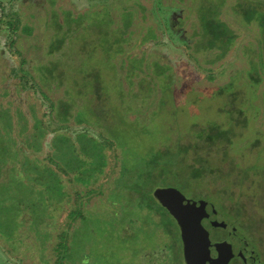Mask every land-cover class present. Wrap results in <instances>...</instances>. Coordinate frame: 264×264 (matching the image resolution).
I'll return each instance as SVG.
<instances>
[{
  "label": "rangeland",
  "instance_id": "obj_1",
  "mask_svg": "<svg viewBox=\"0 0 264 264\" xmlns=\"http://www.w3.org/2000/svg\"><path fill=\"white\" fill-rule=\"evenodd\" d=\"M140 2L145 12L139 11L138 0H0V112L9 114L12 149L20 162L23 155L38 164L47 157L63 170L65 156H82L92 138L101 144L108 138L111 147L122 150L102 144L106 164L104 174L95 181L84 184L74 173L62 175L68 204L48 201L53 210L44 206V198L28 193L22 196L26 209L12 212L10 197L15 187L0 184V192L6 187L1 194L4 201L0 200V264H59L55 254L59 241L72 242L79 252L86 247L82 246L84 236L90 244L88 252L92 251L88 264H119L117 259L128 250L144 256L145 262L139 264H163L160 257L171 264L180 243L174 236L170 240L162 235L158 226L148 227L147 235L155 232L150 240L143 235L129 240L121 234L126 223L140 215L120 210L113 218L118 210L112 208L110 193L120 171L126 180L120 181L123 191L114 197L115 203L139 210L138 200L143 198L125 189L131 185L142 192L174 189L191 202L199 200L206 208L209 204L217 212L216 219L235 225L264 264L263 153L243 148L258 134L264 149V24L246 23L238 9H263L264 0ZM130 19L132 34L124 43L129 32L122 38L120 29ZM216 24L228 26L229 37L220 31L222 37L227 36L221 38ZM108 27L114 28V34L106 41L102 32ZM124 67L128 68L120 72ZM132 69L134 75L145 78L142 93L137 94L136 79H123L124 72L131 77ZM118 74L124 91L117 86ZM228 82L240 91L232 105L226 97H214ZM66 104L72 107L70 111ZM235 108L244 113L238 114ZM250 111L259 115L255 123L244 122L252 118ZM174 112H179L180 123L185 122L181 126L190 128L188 134H181L171 120ZM194 116L198 121L191 124ZM206 118L236 134L235 148L223 141L209 149L195 137L205 133ZM36 121L39 129L34 127ZM239 122L243 124L237 126ZM143 124L147 133L142 132ZM166 138L193 148L169 169H163L162 159L172 161L164 154H175L178 145H165ZM156 153L163 158H154ZM194 154L205 158L199 178L191 176ZM19 160L18 174L12 173L9 162L2 180L12 174L27 183ZM98 163L103 161L94 162ZM194 167L200 169L199 164ZM241 168L252 171L247 179H239ZM151 170H155L152 176ZM84 205L89 206L83 209L89 215L86 226L78 217ZM152 218L153 223L159 222L157 216ZM137 241L142 244L136 248ZM179 258L175 264L183 260Z\"/></svg>",
  "mask_w": 264,
  "mask_h": 264
},
{
  "label": "trees",
  "instance_id": "obj_2",
  "mask_svg": "<svg viewBox=\"0 0 264 264\" xmlns=\"http://www.w3.org/2000/svg\"><path fill=\"white\" fill-rule=\"evenodd\" d=\"M263 5H264V2H263ZM138 8H139V11L145 12L144 11L145 8L142 5V2H140V0H138ZM238 9H239L240 14L243 17L242 19H244L246 23L250 24V23H252V21H260V24H264V6H263V9H261V8L257 9L254 6H246L245 8H243L242 6H238ZM262 26H264V25H262ZM130 27H132L131 19H130V22H125L124 25L121 26L120 31H121L122 38L124 37V35L127 32H129L127 34V37L124 40V43H126L129 40V38L131 37L130 34H132V33L130 32V29H131ZM216 27H217V31H219V32L224 31V32H226V34L230 33V31L228 30L229 27L226 26L225 24H216ZM102 33L105 35L106 41H107L114 34V28L108 27ZM221 34H222V32H220L221 38H225L224 36H226V35H224L222 37ZM227 36L229 37L228 34H227ZM64 46L66 48H69V44L68 45L64 44ZM124 52H125V48H124V51L122 54H124ZM134 59H136V58H132V60H134ZM140 59L141 58H139L137 60H140ZM137 64H138V68L140 70L141 65H142V60ZM130 66L131 65H129L128 67H130ZM128 67H124V68L120 69V72L122 71V73H123L124 69H126ZM133 68L136 71V67L133 66ZM134 69H132V71H131V77L127 72H124V78L123 79L125 80V82H127L128 80L135 81L134 79H136V91H137V94H139V93H142V89L145 86L144 85L145 78H141L138 74L134 75V71H133ZM120 76H121V74L120 75L118 74L117 78L119 79ZM129 78H131V79H129ZM128 83H130V82H128ZM117 86L122 91L125 90L124 86H122L120 84V79L117 81ZM237 89H238L237 86H233V82H228L226 85L218 88L214 97H219V98L226 97L228 100H230V102H229L230 105H232V101H235L240 96V91H238ZM65 108H67V110H69V111L72 109V107L68 106L67 104L65 105ZM75 109L80 111V109L78 107H76ZM235 109H237V108H235ZM250 112H251L252 118L251 117L246 118V121H244V122L255 123L258 120L259 115H254L255 113L253 111H250ZM205 113L208 115L209 114L211 115V113L207 110H205ZM213 113H216V112L213 111ZM237 113L241 115L244 112H241L237 109ZM173 116H174V118H171V120L173 122H175L176 124H178V128L180 129V133L183 135L188 134L190 132V128L186 125L181 126V124L183 125V123H185V122L180 123L179 112H174ZM198 118L199 117L194 116L192 121H191V124L198 121L197 120ZM209 119L210 118H206V122L203 123L204 127H206L205 133L203 132L202 136H201V134H198V136H195V137L199 138L201 140V142L203 140V144H206L205 147L207 146L209 149H210V146H213V144H217V143L219 144V143H222L223 141L228 142V144H232V140L236 136V134H234L232 132V130H228V128H225V127L223 128V125H217V124L210 122ZM0 123H1L0 126H2V128L0 129V172H1L0 184H2L3 188H4V184H6V185L12 184L15 187V189L12 190V195L10 197V199H13L12 204L9 206L10 211H12V212H16L14 210V208L19 209V211H20V209L21 210L26 209V205L22 201V196H27L26 194H28V193H32L33 195L44 198L42 201L44 203V206L47 207V209L51 208V210H53V207H51L49 204H47L48 201H52L53 205L55 204L54 202L58 203L59 201H63L65 204H68V201H64L65 198L67 199L68 191L66 190V186L64 185V179H61L62 175L64 177L68 173H74L76 175V178H77L76 180L83 182L84 184H87L92 179H94V181H95V180H97V178L100 174H104L103 173V167L106 164L104 146H106L107 148H109L111 150L118 148V146H117L118 144L116 141H115V143H116L117 148L111 147L110 139H108V138L107 139L104 138L105 140L102 139V142H103L102 144L104 146L100 142L96 143L95 139H93V138L89 139V141L87 142V146H84V149H83L85 154H83L82 156H77L75 158H69L68 155L65 156L64 160H66V162L63 163V166H64L63 170H61L58 167L56 162H54L52 159H49L47 157L44 158L45 163L38 164V162L35 161V159L33 162V159L29 155H23L24 158H23V160H21L22 162H20L17 152L12 149V143L14 144V139L11 138V134H10L11 120H10V117H9V114L7 111L0 112ZM39 123L40 122L36 121L34 124V127L39 129ZM242 124H243L242 122H239V123H237V126L242 125ZM244 125L246 128L247 125L246 124H244ZM148 131L149 130L146 128V124H143L142 125V132L147 133ZM194 135H196V134H194ZM110 137L112 139H114L111 135H110ZM253 137H254L253 139L248 140V142H246V144H244L243 148L244 149L245 148H251L257 153H258V151H259V153H260V151H262L263 155H262V158L260 160L263 161L264 160V149H262V147H261V140H260L261 135L258 138V134H255ZM164 142H165V145L174 146L176 144L178 146H177V150H176L175 154H171V155H169L167 153L164 154L166 157L168 155L169 157L172 158V161H169V163L164 162V160H165V157L163 158L164 155H160L157 153L154 154V158L155 157L156 158L158 157L161 159L163 158L162 163L166 165L165 167H163V169H165V168L169 169V167L171 165H174L173 164L174 162L179 161L180 156L191 153L190 150L193 149L192 147H189V146H188V148L181 147V144H180L181 142H179V140L177 142L173 143V142H169V140L166 138L164 140ZM232 146L234 147L233 144H232ZM14 147H15V145H14ZM28 148H30V147H28ZM243 148H241L240 150H243ZM118 149L120 152H122V150L120 148H118ZM122 149H125V148L123 147ZM235 150H237V149H235ZM34 151L35 150H32L30 152H34ZM228 157H229L228 153H225L224 159H227ZM97 159L102 160L103 164L98 163V165L97 164L95 165L94 162ZM183 159L185 160V158H183ZM204 159H202L197 154H194L192 156V160L194 162V164L191 165V167L193 168V173L191 175L192 178H199V176L202 172V169H203L202 163L204 162ZM16 160H19L20 168L23 169V173L26 177L25 180L27 181V183L20 180V178L18 176H15V175L13 176L12 174L4 177V179L2 180L3 169L5 168V166L9 162H12V169H13L12 173L18 174L19 167H18V164L16 163L17 162ZM197 164H199L201 170L200 169L198 170L194 167V165H197ZM236 167H238V166H236ZM240 170H243V173L239 178L241 180L247 179L251 175V172H252V171L245 170L242 168ZM62 171H65V172L61 173ZM10 172L11 171H9V173ZM154 172H155V170H151L150 175L152 176ZM240 172H242V171H240ZM142 174H143V170L141 172V175ZM117 180H119V181L116 182V184L111 189V193H110V200H111L112 206H113V207L112 206L111 207L118 210V211L112 213V214H114L113 218L116 216H119L120 210H123L125 213L131 212V213L136 214V212H137L140 215V218L137 219L136 221L127 222L126 223L127 224L126 229H122L121 234H124L125 236H127V239H129V240L136 239L137 235H143L142 236L143 239L145 238V239L150 240L152 235L155 234V232L147 235L150 232L148 227L151 224H153V225H156L159 227V231L162 233V235H164V234L168 235L169 236L168 238H170V240H171V237L174 236V237H176V242L179 241V243H180L178 228L176 226L175 221L172 218H170V216H169L170 214L168 213L167 209L164 208L159 203V201L154 197L153 191H149V192H142L140 190L136 191L135 185H131V186H129V188L125 187V189H128L134 193H137L136 195H138V192H139L143 198V200L141 198L138 200L139 210H135V209H133V207L131 209L130 208L127 209V208H124V206H122L118 203H115L113 201L114 197L120 195V193L123 191V185L120 183V181L123 182L126 180L125 175H121V171L119 173ZM141 181H143V180H141ZM143 182H144V184L146 183L145 181H143ZM20 183H21V185H20ZM80 184H82V183H80ZM5 190H6V187H5ZM5 190H2L0 192L1 202L4 201L1 198V194H3V192ZM6 201L7 200H5V202ZM2 208L3 207H0V211ZM83 209L86 210L87 206L84 205L83 208L80 209V214L78 215V217L81 219V223L83 224L82 226H86L89 215H87V216L84 215ZM88 209H89V206H88ZM144 210L146 212L144 214H142V211H144ZM102 213L105 214V211H103ZM152 215L153 216L155 215L159 218L160 226H159V222L153 223L154 219L152 218ZM115 219L121 220L120 218L119 219L115 218ZM144 219H148L149 222H142V220H144ZM164 220L165 221L168 220L167 222H170V224L173 227H171V226L168 227L169 224L167 222H164ZM150 221H151V223H150ZM161 221L166 225L165 226H164V224L162 225ZM137 225H140V226L138 228H136ZM81 232H84L83 228H81ZM101 232H102L101 235L105 236V232L104 231H101ZM157 235H158V233H157ZM77 237L78 236H76V238ZM144 242H147V241H144ZM71 243L72 242L67 243V240L64 239L63 241H59V244L56 245L55 254L60 260V263L59 262L58 263L59 264H86V262H87V264H88V257L90 254H92L91 253L92 251L88 252L90 244L86 240L85 236H84V241H82V246L83 247L86 246L83 249L85 252L82 250L79 252L76 251V248L74 246H72ZM140 244H142V241H137L136 248L139 247ZM72 250H74L75 252L71 256H69V255L66 256V254L71 252ZM128 251L126 254L122 255L120 259H117L119 264H135V261H134L135 256H136V264L145 262L144 256L142 254L136 253V255H135V253H133L132 251H129V252ZM80 254L84 255L83 256L84 262H82V260L80 258ZM141 256H143V257H141ZM178 256H180V258H179L180 260L183 259L181 243H180V249H179L177 255L176 256L173 255V257L171 259V262L173 264H175L177 262L176 257L178 259ZM95 258H97V257H95ZM117 260H114V261L117 262ZM159 262L165 264L166 259L163 257H160ZM169 263H170V261H167V264H169ZM105 264H109V263H105ZM177 264H184V261L181 260Z\"/></svg>",
  "mask_w": 264,
  "mask_h": 264
},
{
  "label": "water",
  "instance_id": "obj_3",
  "mask_svg": "<svg viewBox=\"0 0 264 264\" xmlns=\"http://www.w3.org/2000/svg\"><path fill=\"white\" fill-rule=\"evenodd\" d=\"M154 197L176 220L181 233L186 264H225L229 256L223 252L213 262L209 258V240L201 220L205 216L204 203L191 202L174 189H158Z\"/></svg>",
  "mask_w": 264,
  "mask_h": 264
},
{
  "label": "flooded vegetation",
  "instance_id": "obj_4",
  "mask_svg": "<svg viewBox=\"0 0 264 264\" xmlns=\"http://www.w3.org/2000/svg\"><path fill=\"white\" fill-rule=\"evenodd\" d=\"M199 202L200 201L197 200L198 204ZM204 211L205 216L201 220V225L208 235V251L211 261L215 262L218 259V254L223 252L229 256V260L225 264H262L258 255L254 251V247L251 246L244 236L239 234L237 228L234 227L235 225L230 222L229 225H227L224 221L216 219L217 212L212 206H209V204L207 208H204ZM169 216L175 221L178 228L183 255V243L181 240L180 228L176 220L171 215ZM183 261L184 264H186L184 256Z\"/></svg>",
  "mask_w": 264,
  "mask_h": 264
}]
</instances>
